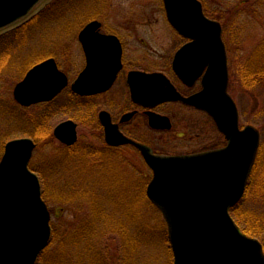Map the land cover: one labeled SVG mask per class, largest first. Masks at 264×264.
<instances>
[{
    "label": "water",
    "instance_id": "water-1",
    "mask_svg": "<svg viewBox=\"0 0 264 264\" xmlns=\"http://www.w3.org/2000/svg\"><path fill=\"white\" fill-rule=\"evenodd\" d=\"M42 0H0V30L30 16ZM170 24L190 40L175 53L173 67L186 79L196 77L206 66L202 89L190 97L176 92L165 78L167 88L152 89V95H132L150 104L182 98L206 110L224 134L223 146L188 154H155L149 146L125 136L116 141L110 122L105 139L110 144L133 142L151 168L146 186L148 199L161 211L173 253V264H264V239L243 233L230 213L242 198L255 162L260 132L252 124L239 125V113L228 92V64L222 28L218 20L205 16L199 0H163ZM90 21L79 38L98 28ZM109 38L108 36H101ZM105 40L87 53L101 52ZM111 64H98L104 57L94 56L72 84L79 93H90L109 86L120 64L119 41L112 48ZM115 63V64H114ZM113 64V65H112ZM112 65V66H111ZM112 74L106 79L105 70ZM153 78L155 74H145ZM67 84L64 72L48 58L33 66L15 84L14 99L23 106L48 101ZM163 94V95H162ZM144 99L149 101H144ZM166 116L149 113V123ZM76 122L65 119L55 125L54 136L65 144L77 140ZM120 134V133H119ZM35 142L30 137L8 140L0 158V264H35L50 239V211L42 197L38 175L29 162Z\"/></svg>",
    "mask_w": 264,
    "mask_h": 264
},
{
    "label": "rangeland",
    "instance_id": "rangeland-1",
    "mask_svg": "<svg viewBox=\"0 0 264 264\" xmlns=\"http://www.w3.org/2000/svg\"><path fill=\"white\" fill-rule=\"evenodd\" d=\"M51 1L53 0H44L39 11ZM201 1L204 11L210 17L218 19L222 27V37L228 51V92L236 102L240 124L241 126L252 124L260 132L258 170L254 176L251 172L249 191L243 196L242 203L244 207L264 215V202L256 197L257 194L262 193L254 190L255 187L263 189L264 76L263 73L259 74L253 86H246L247 82H244L245 79L241 76L244 69L251 67L255 52L257 53L254 62L256 69L261 71L264 69V57L262 58L264 0ZM86 2L92 5V9L85 6ZM59 5L63 10L59 9L57 13H44L41 19L33 22L20 33L12 32L20 24L0 30V36L12 32L0 42V63H4L0 71V158L5 143L10 139L31 137L36 142L30 166L39 177L42 196L45 193L47 197L52 231L51 239L43 250L41 261L37 264H43L44 261L45 264L56 263L54 261L58 264L59 261L66 264L67 259L71 260V264H84L82 260L86 253L84 248L89 245L81 237L73 238L75 236L73 234L88 213H92V205L95 202L94 192L96 195H112V199L115 200L108 202L105 200L107 209L123 208L124 202L131 205L135 200V207L142 213L143 220L147 218L149 222V219L153 220L154 217L159 223L160 218L149 204L147 196L142 202L136 200L137 189L134 181L140 179V192L146 194V184L151 178L150 170L139 154L134 158V165H128L111 150L102 148V143L97 138L99 133L95 121L91 123L88 122L90 119L86 118L85 121L84 116L75 108L68 110L65 107L66 95H59L50 103L30 108L20 107L14 100L13 87L18 76L22 75L21 65L26 61L24 56L31 50L34 54L43 57L59 54V59L62 60L63 50L64 48L68 50V46L72 53H75L76 34L78 29L90 19L91 15H87L88 11L110 13L105 18L107 27L113 28L122 35L129 49L137 54L136 57L145 54L147 59H141L143 62L148 60L158 62L161 56L172 53L180 42L166 22L162 0H62ZM79 11L86 14L79 16L77 13ZM259 47L260 49L257 50ZM35 58L37 57L26 59L33 62L37 60ZM248 81L253 82L252 79ZM177 110L179 116L175 117L176 122L181 119L202 124L201 142H206L208 136L214 137L216 144L222 142L218 129L213 128L207 121L184 107H178ZM45 112L50 115L46 117L44 126H41L39 121ZM68 118L78 122L79 140L73 151H69L57 139L51 137L53 127ZM171 134L173 133L170 132L167 136ZM78 144L88 146L81 147L77 146ZM144 173L148 174L147 178L144 177ZM132 174L135 176L132 177ZM68 183L73 184L74 189L71 191L76 192L72 198L66 191ZM256 183L258 185L255 186ZM105 221L106 219L103 222L99 219L95 220V223H100L101 227L97 226L99 234L93 240L101 242L104 246L105 264H121V260L118 261V256L121 254L118 251L121 239L119 236L107 233L112 229V224L111 222L106 224ZM263 237L264 235L260 239ZM161 247H156L154 262L156 258L158 263L164 259L166 251L164 243ZM123 258L125 263L129 261L126 256ZM88 264L96 263L95 260H91ZM127 264H130V261Z\"/></svg>",
    "mask_w": 264,
    "mask_h": 264
},
{
    "label": "flooded vegetation",
    "instance_id": "flooded-vegetation-1",
    "mask_svg": "<svg viewBox=\"0 0 264 264\" xmlns=\"http://www.w3.org/2000/svg\"><path fill=\"white\" fill-rule=\"evenodd\" d=\"M87 4L88 3L86 2L85 6L88 9H92V5L88 4L89 6H87ZM163 10L166 22L175 33L180 44L173 50L172 53L161 56V59L158 60V62L157 60H148V62H143L141 59H147L145 57V54H139L136 57L137 54H134V50L129 49L126 44V40L122 37V35H120L113 28L107 27L105 18L110 15V13H90L88 11L87 15H91L90 19H88L78 29V32L76 34V44L74 45L77 48L76 52L72 53V50H70L68 46V50L65 48L63 50L64 54L62 55V57H64V59L60 60L58 56L59 54H51L43 57L39 56V54H34V51L32 52L31 50H29V53L25 54L24 56L26 61H23L21 65V68H23L22 75L18 76V80L16 81V83L21 81L33 66L48 58H53L58 69L64 72L67 78V84L56 95L67 96L65 107L68 110L75 108L78 113L80 112L84 116V119H90V121L88 122L92 123L95 121L96 129L99 133L97 135V138L98 141L102 143V148L108 151L111 150L112 153L120 156L123 162L127 163L128 165H134L133 163L136 154H139L143 159L140 149L133 142L129 141L118 142V144L107 143L105 139V124L103 121L110 122V124L112 125V128L116 133V141H119L121 139L120 136L123 135L133 141L149 146L152 149L153 153L156 154L174 155L195 153L222 146L226 143V139L219 130L218 132L222 136L221 143L216 144L214 137L210 136H208L206 142H201L200 139L203 136L202 124L188 120L182 121L181 119L178 122L175 121V117L179 116L177 108L184 107L190 112L198 115L203 120L207 121L212 125L213 128L218 129L214 119L206 110L188 103L182 98H171L164 101L155 100L153 102L144 99V101H149L150 104H147L142 100H135L132 97V95H152L153 88L158 91L162 88H167L168 85L165 82L164 77L169 80V83L174 87L176 91L170 94L173 95V97H176L175 95L190 97L202 89V76L206 71V66L203 68V70H201V73L198 76L189 77L186 79H182L173 67V59L175 53L183 44L188 42L190 39L180 34L170 24L166 15L164 5ZM77 13L79 14V16L81 14H86L83 11H79ZM205 14L210 17L206 12ZM92 20L99 21L98 28L85 35L83 39H80V32ZM101 36H108L109 38H104ZM101 40H105L108 42L107 46L102 47L101 52H96L93 50L87 53L84 47H96ZM118 41L121 47L120 64L109 86L96 92H76L72 88V84L78 77L80 72L84 70L91 62L88 60L89 56L94 57L98 55L105 58V60L103 61H97L98 64H111L114 58L112 48L115 47V44ZM226 52L228 62L227 47ZM33 56H36L37 58L35 59L37 60H33V62L27 61L26 58H32ZM256 71L258 77V75L262 72L258 68ZM105 72L107 74L106 79H109L112 74V70L107 69L105 70ZM145 74H155V76L153 78H147ZM56 97L49 101L39 102L29 106H22L18 103L17 104L20 107L30 108L43 103H50ZM150 112H154L161 116H166L168 120L164 118H162L161 120L159 119L158 121H156V125L152 126L149 123ZM86 119L85 121H87ZM75 122L78 125V122ZM170 132H172L173 134H171V136H167ZM78 140L79 134L77 132V140L75 143L70 145H66L61 142L60 143L66 146L69 151H73V148L78 143ZM77 146L86 147L88 145L78 144ZM147 168L149 169L148 166ZM133 173H135V171H133ZM149 174H151V170ZM147 175L148 174H145L144 177L147 178ZM131 176L134 177L135 175L132 174Z\"/></svg>",
    "mask_w": 264,
    "mask_h": 264
},
{
    "label": "trees",
    "instance_id": "trees-1",
    "mask_svg": "<svg viewBox=\"0 0 264 264\" xmlns=\"http://www.w3.org/2000/svg\"><path fill=\"white\" fill-rule=\"evenodd\" d=\"M62 0H53L45 6L42 10L38 12L35 16H33L31 19L28 21L22 23L18 27H16L12 32H17L20 33V31L25 30L28 28L33 22L37 21L38 19H41V17L44 15L46 12H53L57 13L60 10H63L62 8L60 9L59 3H61ZM60 9V10H59ZM54 10V11H53ZM12 32L5 33L0 36V42H3L5 38L10 35ZM264 46V43L262 44ZM260 47L257 49L259 50ZM264 50V49H263ZM258 52V51H257ZM256 52L253 54V60L252 64L250 65L251 67H247L244 69V71L241 72V76L245 79L244 82L246 81L247 84L246 86H253L255 84L257 77V69L254 64L256 56ZM264 57V53L262 55V58ZM4 63H0V71L2 70ZM264 76V69L261 71ZM252 79L253 82H250L248 80ZM242 81V80H241ZM50 115L48 113H43L41 119H40V124L41 126H44V122L46 117ZM39 126V125H38ZM40 127V126H39ZM53 138V135H51ZM258 164H259V153L257 155L253 171H252V176L256 173L258 170ZM31 167V166H30ZM251 176V177H252ZM263 179V189L261 190L260 188L255 187L256 192H260L262 194H257L258 200L261 202H264V174L262 175ZM140 180V179H139ZM136 179L135 185L137 189V196L136 200L138 202H142V200L145 198L146 194H143V192H140V181ZM250 183V181H249ZM66 184V183H65ZM68 188H66L67 192H69V197L72 198L73 195L76 194V192H72L71 189H74V186L72 183H68ZM258 185L257 183L255 186ZM248 189L246 190L245 194L246 195L249 191V184H248ZM102 192H100L101 194ZM43 193V198L45 201L47 200L46 196ZM96 195L95 192L93 194L95 202L92 205V213H88V215L85 217L84 221L80 223L78 228L74 231L75 235L73 238H83L86 243H88L89 246L84 248V251L86 252L84 257L82 258L83 263L85 264L87 261V264L91 262V260H95L96 264H105L103 262V257L106 255V250L104 246L102 245L101 242H98L95 239L98 234V227H101V224L95 223L96 219H99L100 222H103L105 219V223L109 224L108 222H111L112 224V229L108 230L107 233L109 234H114L116 236H119L121 239L120 243V248L118 251L121 252V254L118 256V261L121 264H127L130 261V264H173V254L169 245V241L167 238V230H166V225L164 220L162 219V215L160 211L148 200L149 204L153 207V210L157 213L159 216V223H157L154 220H150L147 222V218H144V220L141 218L142 213L135 207V200L134 203L131 205H128L126 202H124V207L123 208H115V209H107L105 208V200L108 202L109 200H115L114 198L112 199V195ZM256 195V193H255ZM242 199L233 207H231L230 212L232 216L234 217L235 221L239 224L241 229L255 237H262L264 235V215H260L258 213H255L252 209L246 208L243 206ZM90 214V215H89ZM112 219V220H111ZM98 226V227H97ZM165 245V253H164V259L160 261V263L157 262V258L155 262L153 261L154 255L156 252V247L161 245ZM87 244H85L86 246ZM43 251L41 252L37 262L41 261V255ZM56 255V254H55ZM104 255V256H103ZM128 258V262H124L123 257ZM108 257V253H107ZM51 259L53 261V258L51 256ZM56 263L52 264H58L57 261H54ZM71 260L67 259L66 264H71ZM65 264V262L59 261V264ZM37 264V263H36ZM45 264V261L44 263Z\"/></svg>",
    "mask_w": 264,
    "mask_h": 264
}]
</instances>
